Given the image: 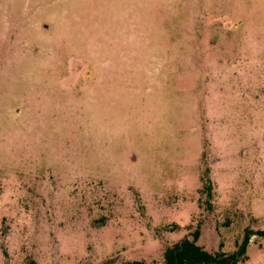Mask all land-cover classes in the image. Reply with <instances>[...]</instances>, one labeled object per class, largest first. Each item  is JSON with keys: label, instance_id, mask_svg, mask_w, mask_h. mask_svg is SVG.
I'll return each mask as SVG.
<instances>
[{"label": "rangeland", "instance_id": "rangeland-1", "mask_svg": "<svg viewBox=\"0 0 264 264\" xmlns=\"http://www.w3.org/2000/svg\"><path fill=\"white\" fill-rule=\"evenodd\" d=\"M196 230L264 264V0H0V264Z\"/></svg>", "mask_w": 264, "mask_h": 264}, {"label": "trees", "instance_id": "trees-1", "mask_svg": "<svg viewBox=\"0 0 264 264\" xmlns=\"http://www.w3.org/2000/svg\"><path fill=\"white\" fill-rule=\"evenodd\" d=\"M206 190L211 196L212 187L206 185ZM264 234V233H263ZM200 238V230H196L193 239L185 238L169 247L164 254V262L162 264H237L240 256L246 252L249 244L250 236H246L241 246L239 255L225 254L222 252L211 253L198 244ZM34 264V263H31ZM125 264H144L141 262H127Z\"/></svg>", "mask_w": 264, "mask_h": 264}]
</instances>
